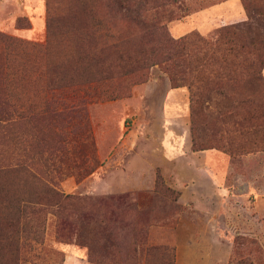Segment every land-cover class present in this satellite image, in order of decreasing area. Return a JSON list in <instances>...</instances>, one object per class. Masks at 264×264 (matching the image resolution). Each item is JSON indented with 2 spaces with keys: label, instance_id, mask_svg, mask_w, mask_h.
<instances>
[{
  "label": "rangeland",
  "instance_id": "1",
  "mask_svg": "<svg viewBox=\"0 0 264 264\" xmlns=\"http://www.w3.org/2000/svg\"><path fill=\"white\" fill-rule=\"evenodd\" d=\"M85 1L97 7L106 3V0ZM178 1L181 3H171L158 11L170 35V23L182 19L190 10L187 0ZM79 2L5 0L0 4V34L17 44V48L7 47L18 51V60L28 55L33 58L35 52L28 44L47 43L49 18L55 22L64 20L70 8L77 7ZM248 5L252 17L244 22L220 27L210 37L189 34L188 46L183 52L185 58L180 61V68L171 66L173 72L180 69L188 72V68L198 66L201 61L195 62V59L203 57L202 40L214 41L224 27L244 28L246 34L239 36L232 45L246 44L255 50L259 41L264 39V0H248ZM105 15L104 9L98 10V17L102 19ZM114 30L116 38L128 43L123 62H118L115 54L106 53L102 57L98 55L107 60L102 66L93 62L92 65L77 66L73 71L78 76L83 72L95 74L98 69L110 70L116 76L105 81L111 98L98 101L92 100V97H79L76 103L68 104L69 110L63 106L65 111L62 114H44L38 118L27 115L23 138H19L18 134V137L12 135V132L18 131L15 125L20 121L17 113L0 112V125L3 126H0V168L3 169L0 170V200H3V203L0 201V210L7 212L6 204L10 202L6 200L13 198L17 190L32 191V180L25 178L21 181L6 168L22 162L36 167L40 177L55 185L65 196H73L60 210L41 206L40 240L32 241L36 225L31 220L26 227L29 239L22 241L21 264H66L69 254L75 257L73 264H92L89 242L93 236L91 227L83 222L84 203L87 205L96 199L119 195H131L140 206L135 215L124 213L126 219L136 223L134 228L129 227L123 234L127 256H130L129 245L133 236L140 230L146 232L147 243L139 247L138 264L146 263L149 246L158 247L163 252V255L155 254L152 264H162L164 260L167 264L175 263L176 224L187 207L181 205L178 190L165 179L157 163L150 166L148 160L150 157L157 160L163 146L171 148L169 146L172 145L174 152H177L176 165L168 168L167 175L176 181L198 173L188 166L190 162L193 164L197 161L191 152V79L177 73L173 82L167 65H137L146 55V52L140 53L141 48L151 42L150 30L138 29L134 25H124ZM0 50L1 54H11L4 45L0 46ZM143 67L145 70L141 71ZM129 69L136 72L125 75ZM120 71L124 72L123 76ZM262 74L264 78V70ZM232 82L233 85L226 87L222 93L212 91L206 102L207 110L199 133L203 143L214 148L207 150L212 154V164L209 162L205 174L224 176L230 193L225 218L227 224L224 225L225 221L221 220L216 231L222 238L233 241L230 264H237L247 257L254 264H264V231L256 225L258 219L251 216V201L246 197L249 189L251 192H264V126L257 132L252 124H239L246 109L241 107L247 98V86ZM221 83L227 85L225 79ZM176 89L182 93L178 96L179 113L173 119L167 118L163 108L169 104L167 101ZM90 92L97 91L91 89ZM260 101L264 102V98L261 97ZM33 102L37 101L29 103ZM63 129L64 135L61 133ZM43 137L45 140H41ZM42 148L44 153H37ZM136 148L142 153L143 157L138 161L144 166L135 164ZM59 149L61 152L58 153ZM109 158L112 163L107 166ZM117 161L120 163L117 164ZM199 162L201 165L202 159ZM158 175L164 180L159 189L156 186ZM212 206L210 204L208 207ZM251 220H254L252 225ZM186 233L189 234V230H184L183 236H187ZM196 234L201 237L202 233L197 230Z\"/></svg>",
  "mask_w": 264,
  "mask_h": 264
},
{
  "label": "trees",
  "instance_id": "2",
  "mask_svg": "<svg viewBox=\"0 0 264 264\" xmlns=\"http://www.w3.org/2000/svg\"><path fill=\"white\" fill-rule=\"evenodd\" d=\"M242 2L248 17H252L248 0H242ZM171 3L181 2L178 0H106L103 6L97 7L96 4L80 0L77 7L70 8L69 15L64 20L58 19L55 22L49 18L47 43L45 45L28 44L34 50L35 56L31 58L28 55L23 60H18V51L7 47L17 48V44H14L11 38L0 34V46H6L11 53L1 54L0 52V112L17 113L20 119L19 123L15 124L18 131L12 132V135L18 134L19 138L24 137L23 129L28 123L27 115L38 118L44 114L53 116L62 114L65 109L69 110L68 104L76 103L79 97H89V99L92 97V100L98 101L111 98L110 90L105 87V81L116 76L111 74L110 70L98 69L95 74L83 72L78 76L73 74V71L77 66L92 65L93 62H96L97 66H102L107 60L101 57L106 53L115 54L117 61L123 62L128 43L124 39L116 38L114 29L124 25H134L138 29L151 31V42L140 50L141 54L146 52V55L138 61V64L135 61L138 66L167 65L170 67L173 82L176 80L177 73L191 79L189 87L194 152L214 148L205 145L199 133L205 110H207L206 102L212 91L222 93L226 87L233 85L232 81H235L238 86H242L241 84L243 87L247 86V93H245L247 98L241 107L246 109L241 115L239 124H252L257 132L262 129L264 102L260 100L261 97L264 98L262 74L264 39L259 41L255 50L246 44L232 45L239 36L246 34V30L239 26L224 27L218 32L214 41L202 40L203 57L195 59V62L201 61L198 66L188 68V72L180 69L175 73L171 66L180 68V61L185 58L183 52L188 46L189 34L182 38H175L170 35L166 24L161 20V14L158 11ZM99 9H104L106 14L102 19L97 16ZM94 53L97 56L90 57ZM98 55L101 56L102 61ZM140 70L144 71L145 67ZM122 72L120 71L121 76H123ZM135 72L136 70L129 69L125 75ZM223 79L226 86L221 83ZM91 89L97 92L91 93ZM33 100L37 102L29 103ZM61 133L64 135L65 130H61ZM241 134L244 135L243 132ZM62 138L66 140L64 136ZM60 149L58 153L61 152ZM37 153L43 154V148ZM6 168L21 181L25 178L32 180L33 186L32 191L29 192L17 190L13 198L8 197L6 200L10 202L6 204L7 212L0 210V264H21L22 241L29 239L26 235V227L31 220L36 225L32 241L40 240L42 223L40 217L43 213L41 206L57 207L60 210L73 196H65L55 185L40 177L36 167L27 165L26 162L8 165ZM0 170L3 169L0 168ZM163 182L162 176L158 175L157 189ZM180 195V192L177 193L178 198ZM0 201L3 203V200ZM83 209L85 212L82 216L83 222L91 227L93 236L91 243L89 242L90 262L92 264H138L139 247L147 243L146 232L139 230L133 236L129 245L131 248L129 257L123 241L124 232L136 225L133 220L126 219L124 213L135 215L140 210V206L133 197L119 195L96 199L87 205L84 203ZM157 252L163 255L160 248L149 246L145 264H152ZM162 264H167L166 260ZM174 264H176V258ZM237 264H254V262L247 257Z\"/></svg>",
  "mask_w": 264,
  "mask_h": 264
},
{
  "label": "crops",
  "instance_id": "3",
  "mask_svg": "<svg viewBox=\"0 0 264 264\" xmlns=\"http://www.w3.org/2000/svg\"><path fill=\"white\" fill-rule=\"evenodd\" d=\"M4 1L0 0V4ZM187 3L190 7L187 15L170 23V31L175 38H182L194 31L204 37H210L218 28L238 24L248 18L242 0H187ZM180 95L182 93L178 89L173 91L171 98L167 101L169 104L163 108L165 117L173 119L178 115L180 101L178 96ZM169 147L171 148H168V145L163 146L158 159L154 160L150 157L148 162L150 166L157 163L156 166L161 168L165 179L172 182V187L180 192L181 205L184 208L187 207L179 215L176 228L178 231L175 238L176 264H230L233 241L224 239L221 234L216 233L221 220L225 221L224 225L227 224L225 218L230 193L225 185V177L205 174L206 168H209L210 163L212 164L210 159L212 154L209 151L191 150L194 160L197 161L193 164L190 162L188 166L196 169L198 173L186 179L173 180L172 176L167 175V171L168 168L176 165L174 160L177 152H174L172 145ZM134 157L135 164H141L138 159H142L143 156L137 148ZM200 159H202L201 165ZM111 161L109 158L107 166L111 165ZM246 197L251 201V216L258 219L256 225L264 231V192H251L249 189ZM210 204L213 206L208 207ZM253 221L251 220L250 225ZM184 230H189V234L186 233L187 236H183ZM197 230L201 231V237H197ZM73 253L76 254L74 251ZM74 258L72 254L67 255L66 264H73Z\"/></svg>",
  "mask_w": 264,
  "mask_h": 264
}]
</instances>
